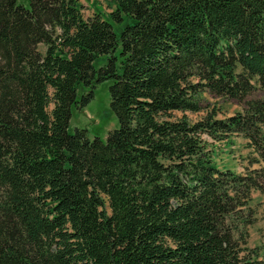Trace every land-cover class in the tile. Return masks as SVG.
I'll list each match as a JSON object with an SVG mask.
<instances>
[{
  "label": "trees",
  "instance_id": "obj_1",
  "mask_svg": "<svg viewBox=\"0 0 264 264\" xmlns=\"http://www.w3.org/2000/svg\"><path fill=\"white\" fill-rule=\"evenodd\" d=\"M110 8L85 19L78 0H0V264H264L248 247L264 194V99H248L264 88V0ZM105 81L118 127L70 134L72 107ZM202 93L242 111L190 121ZM234 135L257 169L215 164L208 139Z\"/></svg>",
  "mask_w": 264,
  "mask_h": 264
},
{
  "label": "rangeland",
  "instance_id": "obj_2",
  "mask_svg": "<svg viewBox=\"0 0 264 264\" xmlns=\"http://www.w3.org/2000/svg\"><path fill=\"white\" fill-rule=\"evenodd\" d=\"M24 1V0H20ZM81 5V14L85 19L93 15L92 11H103L104 15L111 11L112 0H78ZM94 8V9H93ZM122 27L114 26V31L119 34ZM38 50L44 54V45H39ZM119 51V50H118ZM117 51V53H118ZM107 56H100L93 63L97 70L106 63ZM111 82L105 81L96 85L94 89L93 99L82 109H77L75 106L71 109V118L68 124V132L73 134L75 129H82L86 131L87 138H99L102 141L106 140L107 134L118 127V121L110 109L109 86ZM88 88H80L78 90V100L82 94H85ZM84 92V93H83ZM203 104V111L197 114L186 113V117L190 121H196L206 115V111L210 112L216 109V117L219 119L232 116L237 112L242 111V106L234 101L226 99H215L209 95L202 93L200 95ZM248 99H264V88L256 89ZM52 109L49 106L48 111ZM176 117H180V113H175ZM204 139H207L204 137ZM211 146L209 148L215 149L214 162L218 166L229 168L237 173H245L246 170L257 169L258 164H251V159L255 157L251 151L246 147V141L240 136H231L227 141L213 143L208 139ZM208 148V149H209ZM255 209L257 223L249 229V243L250 247H260V258H264V194L255 192L252 194V201L250 203Z\"/></svg>",
  "mask_w": 264,
  "mask_h": 264
},
{
  "label": "crops",
  "instance_id": "obj_3",
  "mask_svg": "<svg viewBox=\"0 0 264 264\" xmlns=\"http://www.w3.org/2000/svg\"><path fill=\"white\" fill-rule=\"evenodd\" d=\"M93 2H94L93 0H90V3H91V4H93ZM93 9H94V8H93ZM94 11H95V10H94ZM94 11H92L93 14H94ZM96 11H98V10H96ZM99 12H101L102 14H104L103 11H99ZM219 167H223V166H219ZM223 168H224V167H223ZM249 239H250V236H249ZM250 246H251V244L249 243V240H248V247H249V248H252V247H250ZM263 259H264V258H263Z\"/></svg>",
  "mask_w": 264,
  "mask_h": 264
}]
</instances>
